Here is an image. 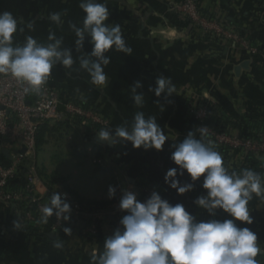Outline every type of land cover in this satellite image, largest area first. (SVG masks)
Here are the masks:
<instances>
[{"label":"crops","instance_id":"crops-1","mask_svg":"<svg viewBox=\"0 0 264 264\" xmlns=\"http://www.w3.org/2000/svg\"><path fill=\"white\" fill-rule=\"evenodd\" d=\"M165 1L182 0H97L109 9L107 23L120 24L123 38L132 48L130 55L115 50L106 54L110 57V63L104 66L107 82L105 86L97 87L90 83L89 75L80 69L76 59L82 54L91 53L90 37H86L83 50L78 53L74 43L75 34L68 26L69 22L82 25L85 14L79 7L81 0H0V12H11L20 21L19 26L25 28L14 35V43L23 44L27 35L46 43L52 31L57 37H63L64 47L71 49L76 59L72 68L64 69L57 65L50 77L61 99L94 100L102 97L103 112L109 118L108 129L112 136L116 127L130 126L135 113L143 111L146 118L156 117L157 124L168 137L162 151L134 149L131 143L123 141L110 147L94 141V135L98 132L90 136L86 128L77 127L79 142L87 147V157L75 156L69 167L63 168L64 165L61 166L58 161L52 163L48 158L40 160L37 153L35 163L48 175L58 174L68 189L83 201L112 202V206H115L120 201L122 191L134 186L154 189L173 206L182 204L197 222L232 219L222 210H217L214 217L210 216L194 203L198 197L206 195L202 187L203 177L194 183L192 191L183 196L171 189L164 178L171 168H177L179 173L178 166L171 159L172 153L175 145L189 132L197 135V120L192 111L203 102L212 107L217 118L225 116L229 121L240 124L243 132L246 131L243 124L245 119L264 123V67L258 63L260 57L249 56L229 41L210 40L191 26L164 28L158 24H144L143 20L149 16L145 4L160 10ZM127 2L134 3L131 9ZM198 4L200 9L217 21L228 23L232 30L264 48L263 0H198ZM140 8L143 13L138 12ZM65 11L67 15L62 16V27L48 19L50 13ZM28 22L34 24V31L27 29ZM245 61L248 62V69L241 70L236 76L234 68ZM161 76L169 77L175 85V93L167 99L164 94L156 97L154 91L149 90L156 87L155 82ZM136 82L142 84L137 93L145 96L142 108H137L132 99L131 88ZM233 131L239 133L236 129ZM47 144L45 138L40 150ZM212 146L221 153L230 171H238L243 166L246 155L240 149L223 151L213 143ZM0 148V161L10 164L15 155L14 147L3 143ZM3 151H7L8 157L3 155ZM257 172L264 176V165ZM177 179L181 184L192 183L186 172L183 176L178 174ZM110 186L116 189V195L111 199L108 195ZM55 188L80 206L64 187L58 185ZM44 190V187L37 188L40 194ZM16 209L14 205H0V264H92V256L103 251L104 241L114 233L113 225L107 223L103 225L102 234L96 238H86L80 233L76 235L72 230L71 235L62 232L34 236L25 233L22 227L19 230L14 228V222L19 220ZM259 209L264 213V200L254 198L249 203L253 223L246 227L256 235L259 232L262 234V237H257V242L263 244L261 247L264 249V214L258 215ZM260 221H263L262 225ZM236 223L240 228L245 227L238 221ZM78 227H81V222L75 220L71 229ZM48 234H53L54 238L48 237ZM56 240L63 242L62 249L53 247Z\"/></svg>","mask_w":264,"mask_h":264},{"label":"clouds","instance_id":"clouds-1","mask_svg":"<svg viewBox=\"0 0 264 264\" xmlns=\"http://www.w3.org/2000/svg\"><path fill=\"white\" fill-rule=\"evenodd\" d=\"M84 18L81 26L69 22V28L75 34V49L82 52L86 37H90L92 51L76 57L79 67L90 77V83L97 87L106 85L107 76L104 66L110 63L106 55L111 50L131 54L123 38L120 24H109V9L97 0H81L79 4ZM67 12H53L48 19L57 26H63L62 16ZM20 21L11 12H0V77H11L20 85L25 94L41 95L57 65L71 69L76 59L71 49L64 47L63 37H57L50 31L47 42L42 43L32 35H27L23 44L14 43V35L19 31ZM26 27L34 31V24ZM156 97L165 98L175 93V85L169 77L161 76L156 80ZM142 84L136 82L131 88L132 99L137 108L144 104V94L137 93ZM200 136L207 134L208 128L198 129ZM99 139L113 144L121 141L131 143L134 149L162 151L168 137L156 122V117H145L143 111H137L130 126H118L115 135L110 129L98 132ZM171 159L177 168L166 172L165 183L183 196L192 191L193 185L203 177L202 187L206 195L198 197L194 203L215 216L222 210L232 219L197 222L182 204L171 205L153 192L150 198L141 202L135 193L122 191L119 208L127 214L120 220V227L103 244V251L92 256V264H260L258 255H264L257 242V235L249 228H240L241 224L253 223L249 203L254 198L264 200V176L252 169L229 170L223 156L214 150L212 142L205 143L196 133L187 136L175 145ZM185 172L192 183L181 184L178 174ZM109 198H114L116 189L109 187ZM71 206L54 192L50 201L42 209L38 223L48 224L55 215L57 221L70 219ZM22 227L20 221L14 222V228ZM71 235V229H63ZM63 242L56 240L53 247L63 248Z\"/></svg>","mask_w":264,"mask_h":264},{"label":"built area","instance_id":"built-area-1","mask_svg":"<svg viewBox=\"0 0 264 264\" xmlns=\"http://www.w3.org/2000/svg\"><path fill=\"white\" fill-rule=\"evenodd\" d=\"M171 10L187 17L210 40H227L251 56L259 55L256 47L249 45L237 33L224 29L217 19H208L203 16L199 12L197 1L186 0L171 7ZM260 57L264 61V54ZM193 112L197 120V135L200 136L198 129L208 128L206 135L212 137L217 144L240 149L245 155L250 152H264V142L242 140L236 135L210 128L205 122L207 117L205 107L200 106ZM62 122L84 129L88 125H96L102 130L109 127V120L103 115L61 99L51 79L42 94L37 96L25 94L11 77H0V145L2 146L3 143L11 145L15 151L14 159L10 164L0 161V205L17 207L15 213L20 223L34 224L41 233L60 234L64 225L73 220L81 222L80 232L86 238L100 236L103 225L107 223H111L115 231L120 227V220L126 213L120 210L119 203L112 207L113 209L83 211L70 196L58 188H54L52 192H58L62 198L66 197V201L71 206L70 219L57 221L54 215L46 225L37 222L42 215L43 207L49 203L45 199L49 190L36 172L35 137L41 126L52 127ZM38 187L45 188L43 194L38 193ZM126 190L135 193L141 202L150 198L155 191L149 188L138 189L134 186ZM30 208L34 209L33 213L30 212Z\"/></svg>","mask_w":264,"mask_h":264},{"label":"trees","instance_id":"trees-1","mask_svg":"<svg viewBox=\"0 0 264 264\" xmlns=\"http://www.w3.org/2000/svg\"><path fill=\"white\" fill-rule=\"evenodd\" d=\"M264 1V0H263ZM200 9V7H199ZM199 12L207 17L208 19H215L214 17H212L211 15H209L208 13L204 12L202 9L199 10ZM178 19L180 20H184L186 21L191 27L196 28L191 21L183 16V15H179L177 14L176 16ZM220 25L229 31H233L235 33H237L241 38L245 39L249 45L254 46L257 48V50L259 51V55L256 56H251V57H255L256 59H258L261 55L264 54V48L262 46H258L257 44L252 43L249 39H247L243 34L234 31L230 28V25L226 22H220ZM197 29V28H196ZM206 35V34H205ZM207 36V35H206ZM261 58V57H260ZM264 61L262 60H258V63L261 64L262 67H264ZM68 101L74 102L77 105H80L86 109H91L93 112L103 115L105 118H107L109 120V118L105 115V113L98 107L96 106L95 102L92 99H85V98H71V99H67ZM201 106L206 108V124L208 126H210V128L214 129L215 131H225L231 135H236L238 138L242 139V140H252V141H256L258 143H262L264 142V123L262 121H252L250 119H245L243 124H244V128H245V132L241 131V126L238 123H234L232 121H229V119L225 116H221L220 118H217V114L214 113V110L212 109V107L206 103L203 102V104H201ZM60 127H62L61 124L55 125V126H48V125H43L38 129L37 135L35 137V149H36V156L38 151L40 150V148L42 147V145L45 143V138H47V136H52L55 131H57ZM236 129L238 130L239 133H235L233 130ZM102 129H100L99 127H97L96 125H88L86 128L87 133L90 135H92L95 132H99ZM90 135V136H91ZM198 137L200 139L203 140H207V141H211L216 147H219L220 149H222L223 151H229L232 148L222 145V144H217L215 142V140L207 135H204L203 137L199 136ZM264 165V152H260V153H247L246 157H245V161L244 164L241 168L238 169H252V170H259L262 166ZM36 166V172L37 175L39 176V178L43 181L44 185L48 188L49 193L46 196V201H50V196L53 193L52 190L58 186L61 185L62 187L65 188V190L67 191V193H69L71 196L74 197V199L78 202V204L80 205V208L83 211H88V212H92V211H101V210H105L108 209L110 206L113 205L112 202H87V201H83L81 199H79L78 197H76L66 186V182L60 178V176L56 173H52V174H46L43 169L39 168L37 166V164L35 163ZM30 212L33 213L34 209H29ZM74 221H69L68 224H65L63 229L65 227L70 228L73 225ZM22 229L25 233L30 234V235H34V236H44L47 234V232L41 233L38 230V227L35 226L34 224L31 223H22ZM73 231V233H75L76 235L78 233L81 234L80 230L81 227L78 228H72L71 229ZM64 232L63 230L61 231V233ZM257 259H262L263 260V264H264V255H258Z\"/></svg>","mask_w":264,"mask_h":264},{"label":"rangeland","instance_id":"rangeland-1","mask_svg":"<svg viewBox=\"0 0 264 264\" xmlns=\"http://www.w3.org/2000/svg\"><path fill=\"white\" fill-rule=\"evenodd\" d=\"M184 1L186 0H182L180 2L165 1L162 3L160 10L149 8L145 4V7H146L145 11L148 12L149 16L143 20L144 24L146 25H151V24L157 25L158 24V26H161L164 28H176V27H187V26L190 27V25L186 21L180 20L176 17L177 12H173L171 10V7L175 5H179ZM195 1H197L198 3V0H195ZM127 3L130 6V9H131V6L134 5V3L133 4H130V2H127ZM121 5H124V3H122ZM141 8L138 9V12L143 13ZM133 23H135V19H133ZM93 101L95 102L96 106H98L103 111V103H104L103 98L102 97L95 98ZM192 113H193L192 115L196 117L193 111ZM61 125L62 127H60L57 131H55V133L52 136H47L48 144L47 146L44 147V149L42 148L41 150L38 151L39 153L38 158H40V160L47 159V158L51 159L50 162L52 163H54V161L56 162L58 161L59 162L58 164H61V166L64 165L63 168H67L69 167V164H71L75 160L73 159L75 156L80 157V158L87 157L86 155L88 154V151H87V147L81 145L79 142V135H78L79 133L78 131L75 130L77 126H72L68 122H62ZM112 207L114 206H110L108 209H113ZM260 209L259 211H257V214L258 215L264 214L262 211H260ZM262 224H263V221H260V225ZM240 225L242 227L243 226L246 227V224H240ZM259 235H260V232L257 233V237ZM258 244L260 247L263 245L261 243H258ZM259 261H260V264H263L262 259H259Z\"/></svg>","mask_w":264,"mask_h":264},{"label":"water","instance_id":"water-1","mask_svg":"<svg viewBox=\"0 0 264 264\" xmlns=\"http://www.w3.org/2000/svg\"><path fill=\"white\" fill-rule=\"evenodd\" d=\"M247 69H248V62L245 61L242 64H240L239 66H237V67L234 68V73H235L236 76H238L241 70H247ZM94 141L96 143H98V144H101V145H108L110 147L113 146V143H111L110 141L109 142H105V141L100 140L99 139V136H98V133H96L94 135ZM3 155L6 156V157H8L7 151H3ZM48 237L54 238V235L53 234H48Z\"/></svg>","mask_w":264,"mask_h":264}]
</instances>
